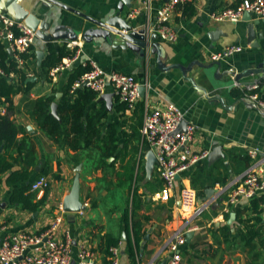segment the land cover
Masks as SVG:
<instances>
[{"label":"crops","instance_id":"obj_1","mask_svg":"<svg viewBox=\"0 0 264 264\" xmlns=\"http://www.w3.org/2000/svg\"><path fill=\"white\" fill-rule=\"evenodd\" d=\"M240 1L192 0L189 5L179 8L168 23L179 36L173 43L162 40L154 30L157 11L164 2L156 0L151 11H142L133 18L126 17L130 9L125 8L121 17L130 20L136 28H148L149 35L158 36L155 41L150 39L143 56L120 41L121 37L117 40L114 34L106 41L84 36L101 28L98 22H106L116 15L119 0L21 1L30 13L48 23L50 32L62 24L79 36L76 42H53L55 45H77L80 54L76 64L89 62L107 73L134 75L146 87L142 101L161 108L174 105L185 112L189 122L198 126L192 144L194 153L212 152L220 146L224 157L212 165L206 159L189 174H181L173 197L163 202L159 200L163 182L156 166L151 179H147L145 160L148 150L143 151L142 147L143 125L139 143L131 140L133 143L128 147L122 144L112 157L104 158L102 151L97 149L72 150L67 144L59 145L32 117V107L38 98L52 94H55L53 103L59 105L74 66L54 71L51 81H43L41 65L51 43L36 37L29 77L37 79L34 82L26 80V85L34 83V86L27 93L16 94L12 105L3 104L0 108L1 115H8L19 127L17 142L22 144L20 152L17 146L0 147V158L5 157L13 164L8 171H2L0 167V228L3 235L39 234L58 222L56 239L63 241L69 234L74 259H77L79 249L85 247L94 252L95 264H110V256L102 250L106 236H111L120 241V264H135L126 253L125 242L133 233V227L139 224L144 235L136 264H162L169 257L167 243L179 230L186 233L185 243L181 246L184 264H264V205L256 216L247 210L251 201L241 197L226 212L228 200L222 186L243 175L251 166L256 167L264 184V109L249 99L232 96V91L237 89L233 84L238 81V73L260 70L259 66L264 68V19L254 15L249 22L244 17L237 23L212 19L213 13ZM139 4L140 0L133 1V9ZM1 15L13 18L6 10L5 0H0V22ZM249 24L254 25L251 39ZM233 45L243 46L244 50L222 60L212 59L213 55ZM40 51L44 52L42 60L38 55ZM262 75L264 73L252 74L240 82H260ZM106 93L113 94V105L109 109L98 95L94 107L104 108L107 113L100 122L114 123L120 134L123 130L131 134L134 111L127 109L125 113H119L116 110L118 97L113 88L108 86ZM254 148H260V153L252 158L247 152ZM241 156H248V161ZM23 171L30 174L28 179L19 177ZM41 176L48 177L50 187L44 192L32 191V184ZM76 184L82 210L66 212L63 204ZM184 189L196 193L197 206L209 205L200 217H193L186 208L182 199ZM208 189L214 190L211 195L207 194ZM21 196L26 198L16 200ZM260 197L264 199V189L257 198ZM233 213L235 218L231 220ZM250 218L253 220L249 224L260 232V237L252 240L246 230ZM192 227L198 229L192 231L193 236L187 241L188 230ZM150 230V238L145 241ZM247 240H250L249 245Z\"/></svg>","mask_w":264,"mask_h":264},{"label":"built area","instance_id":"obj_2","mask_svg":"<svg viewBox=\"0 0 264 264\" xmlns=\"http://www.w3.org/2000/svg\"><path fill=\"white\" fill-rule=\"evenodd\" d=\"M156 0H140L139 6L130 9L127 18H133L140 12H149ZM164 2L157 11V23L155 32L166 42H176L178 33L168 24L172 14L179 8L189 5L192 0H159ZM245 13L264 19V0H241L236 5L223 8L212 14V19L216 22H239ZM19 32L17 35L16 32ZM36 33L24 22L17 21L12 17L1 15L0 40L7 45L14 58L23 63L19 54L28 52L36 39ZM74 45V46H73ZM68 44V47H78L75 44ZM243 46H230L223 52L215 54L212 59L222 60L233 54L242 52ZM80 54L79 48L74 58L67 60L65 65L56 68L54 71L73 67ZM92 65V71L76 82L72 88L75 92L79 87H87L98 95L106 93L107 87L111 86L120 102L126 103L128 110L135 111L139 103L143 100L140 94V84L136 77L131 74L121 72H104L97 65ZM53 71V72H54ZM1 72V70H0ZM264 75L260 82L243 84L235 81L234 88L239 89L243 98L249 99L264 109ZM145 87V86H144ZM146 89V87H145ZM186 118L185 112L174 105L168 107H154L145 102V111L142 127V147L148 151H153L157 163V172L163 182L159 200L168 202L173 197L177 181L181 174L190 173L193 168L204 162L209 155V151L194 153L192 144L198 126L189 122L185 132L175 133L181 121ZM260 153V148H254L247 152V155L255 158ZM50 187L48 177H39L31 186L32 191L44 192ZM232 188V189H231ZM231 189V190H230ZM264 189V184L260 180L259 173L255 166L249 167L243 175L232 180L224 186V193L227 194L226 212L231 206H235L241 197L249 201L257 198ZM182 199L186 208L192 212L193 217H200L209 205H196V193L191 189H184ZM62 208V206H60ZM59 223L55 222L47 230L39 234H8L3 235L0 228V264H71L74 259L72 254V242L69 234L66 239L59 241L56 239V231ZM197 227L189 228L188 231H196ZM186 233L176 231L167 243L169 257L166 264H184L181 246L185 243ZM110 264H120V245L110 248ZM76 264H95V254L92 250L81 247L78 251Z\"/></svg>","mask_w":264,"mask_h":264},{"label":"trees","instance_id":"obj_3","mask_svg":"<svg viewBox=\"0 0 264 264\" xmlns=\"http://www.w3.org/2000/svg\"><path fill=\"white\" fill-rule=\"evenodd\" d=\"M16 34L18 35L19 32L17 31ZM77 51L78 47L70 48L67 44L55 45L51 43L48 46V55L41 65L42 80L51 81L53 71L65 65L67 60L74 58ZM19 56L23 60L22 64L14 58V55L8 50L7 45L0 40V108L3 104L12 105L13 97L16 94L27 93L34 86V83L26 85V80L29 77L31 69V59H34L35 56L33 47L28 52L20 53ZM91 71L92 65L89 62L74 65V68L70 71L64 95L59 101L57 116L53 115L51 111L52 104L55 101V94L42 96L35 100L31 115L38 122L41 129L59 145L67 144L72 150H79L82 147L97 149L102 151L104 158L112 157L120 150L122 144L123 147H128L129 144L133 143L131 140H136L139 143L145 101H141L134 111V122L131 124L132 133L129 134L123 130L120 134L116 124L109 123L105 125L100 122V119L102 117L105 118L107 113L104 108L96 109L94 107L98 100L96 92L87 87H79L75 92H72L74 84ZM232 96L242 98L243 94L239 89H234ZM127 109V104L118 100L116 110L119 113H125ZM19 132V127L10 120L9 116H3L0 113V147L4 145L5 149H7V147L17 146L19 152L22 151V144L19 145L17 142ZM122 137L125 138L124 141L121 140ZM243 159L247 160L248 156H245ZM248 166L250 165L248 164ZM0 167L2 171H8L12 169L13 164L8 162L5 157H1ZM29 175L28 172L23 171L22 175L18 176L28 179ZM226 183L222 184V186H225ZM25 198L21 196L16 200H24ZM263 205V197L255 198L251 201V205L247 210L252 211L257 216L261 213L260 208ZM238 213L240 215L242 212ZM254 219L258 220L259 218L255 217ZM251 220L253 218L247 220L246 226L247 234L252 236L250 240L260 237L259 230L249 224ZM125 222L128 224L127 216ZM243 233L242 237L244 238ZM143 235L141 233V226L138 224V227H133V233L129 235L125 242L126 253H128L135 264L137 263V257L139 258L141 255ZM250 240H247L248 245ZM119 242V239L106 236L102 252L109 255L110 248L117 246Z\"/></svg>","mask_w":264,"mask_h":264},{"label":"water","instance_id":"obj_4","mask_svg":"<svg viewBox=\"0 0 264 264\" xmlns=\"http://www.w3.org/2000/svg\"><path fill=\"white\" fill-rule=\"evenodd\" d=\"M23 0H5V7L6 10L13 16V18L17 21L24 22L30 29H32L36 36L45 43H53V42H76L78 41L79 36L71 29L66 28L64 25H57L52 32H50L48 28V23L46 21L40 20L37 15L34 13H30L25 6L21 3ZM133 1L135 0H119L118 12L115 16L107 20L106 22H98L101 28L92 30L87 32L84 36L89 38L88 36H93L94 38H101L103 40H108L110 35L114 34L117 40H120L119 37L122 39L126 46L132 48L136 52H140L143 56L147 52V49L150 45V39L157 40L158 36L156 34L149 35L148 28H136L129 20L127 21L122 16L125 8L132 9ZM253 15L251 13H245L244 20L247 22L251 21ZM248 33L249 38L253 37L254 33V25L249 24L248 26ZM214 34V36H216ZM150 36V37H149ZM253 47H256L254 45ZM39 59L44 58V52H39ZM261 69H251L247 70L246 72L238 73L236 75V80L240 81L245 77H249L252 74L264 73L263 66H259ZM37 78L35 76H31L28 78V82H34ZM146 89L144 86L140 87V94L144 98L145 97ZM60 95V94H59ZM113 94L105 93L100 96L101 101H105L108 108H112V101H113ZM57 103H53L51 107L52 114L57 116ZM189 124L188 118H184L180 125L178 126L175 133L185 132L186 128ZM224 155L222 154V147L217 146L209 153L207 161L209 165L214 164L218 159L223 158ZM157 163L156 156L153 151H148L146 154L145 160V169L147 179H151L155 166ZM213 189H208L207 194L211 195L213 193ZM63 208L66 212H79L82 210V204L80 202V190L78 185L76 184L68 196L66 201L63 204ZM235 218V214H231V220ZM150 233L145 236L144 240L147 241L150 238ZM193 236V232L187 234V241ZM167 259H165L162 264H166ZM71 264H76V259H73Z\"/></svg>","mask_w":264,"mask_h":264}]
</instances>
